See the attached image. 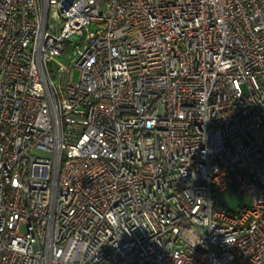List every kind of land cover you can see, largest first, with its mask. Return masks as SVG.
I'll list each match as a JSON object with an SVG mask.
<instances>
[{
	"label": "built area",
	"instance_id": "obj_1",
	"mask_svg": "<svg viewBox=\"0 0 264 264\" xmlns=\"http://www.w3.org/2000/svg\"><path fill=\"white\" fill-rule=\"evenodd\" d=\"M0 264H264V0H0Z\"/></svg>",
	"mask_w": 264,
	"mask_h": 264
},
{
	"label": "rangeland",
	"instance_id": "obj_2",
	"mask_svg": "<svg viewBox=\"0 0 264 264\" xmlns=\"http://www.w3.org/2000/svg\"><path fill=\"white\" fill-rule=\"evenodd\" d=\"M71 39L74 40V43H77L79 47H82L85 44V38L84 36H80L77 34H74L73 36H71ZM68 52H66L67 55ZM66 55H62L59 58L65 62L70 64L71 62H69V58L66 57ZM49 69H50V73L55 76L56 72V68L49 63ZM79 76V70L77 68H74L72 70V80H77ZM219 201L221 203L222 206H224L225 208H228L230 210H236L239 207L247 204L249 202V197L247 194H245L242 191H238V190H228L225 192H221L219 195ZM20 230L23 231L24 230V225H21Z\"/></svg>",
	"mask_w": 264,
	"mask_h": 264
}]
</instances>
